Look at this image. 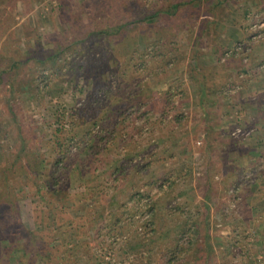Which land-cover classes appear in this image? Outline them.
I'll return each instance as SVG.
<instances>
[{"label": "rangeland", "instance_id": "374dc122", "mask_svg": "<svg viewBox=\"0 0 264 264\" xmlns=\"http://www.w3.org/2000/svg\"><path fill=\"white\" fill-rule=\"evenodd\" d=\"M5 2L8 9L2 10L1 20L14 19L8 29L0 23V67L21 62L17 77L23 89L12 100L24 124L25 147L9 114L7 98L16 96L15 90L1 85L0 166L17 163L11 182L19 219L27 231L41 234L36 244L41 258L30 250L29 264H264V37L253 39L264 23V0ZM174 2L182 7L173 15ZM100 9H105L106 20ZM81 10L111 25L158 15L130 34L138 42L135 51L131 48L127 55L130 43L123 44L127 31L122 32L110 39L104 55H96L89 70L78 73L70 71L69 58H50L73 44L78 58L92 50L94 43L84 30L100 25L84 22ZM259 30L264 36V27ZM244 45L249 56L242 62ZM231 50L234 57L223 60ZM225 61L230 82L202 103L189 72L199 73L201 65L219 68ZM216 74L218 82L225 79L222 70ZM107 78L113 97L144 83L152 87L153 100L145 103L149 115L141 107L134 122L125 124L124 134L108 142V152L90 159V150H77L74 144L98 122L92 118L98 108L89 102L92 96L102 98L98 92H106V85L98 92L95 88ZM32 83L40 90L37 95L29 90ZM185 89L188 98L180 92ZM167 90L176 94L174 113L165 110L161 94ZM78 110L91 114L84 125L71 120ZM62 127L63 133L56 131ZM238 128L245 135L234 136ZM62 138H68L71 154L77 155L63 171L61 190L68 193V203L63 205L61 198L58 205L66 208L54 228L50 224L41 233L34 203L43 200L37 190H50V185L59 189L52 172L61 178L54 168L59 151L54 152ZM86 159L90 165L81 167ZM87 187L91 197L79 200ZM48 213L45 220L53 222L54 211ZM3 215L0 209V250L8 264H23L24 251L17 246L28 238L15 233L19 227L2 231ZM56 222L65 227L69 245L52 239Z\"/></svg>", "mask_w": 264, "mask_h": 264}, {"label": "trees", "instance_id": "16d2710c", "mask_svg": "<svg viewBox=\"0 0 264 264\" xmlns=\"http://www.w3.org/2000/svg\"><path fill=\"white\" fill-rule=\"evenodd\" d=\"M19 0H13V2L15 4H17ZM84 2V0H82ZM172 8L174 9L173 11V15L176 13L175 11L178 9H180V7H182L181 3H177L174 2L171 4ZM3 7V8H2ZM8 6L5 2V0H0V23L1 26H3L4 29H8L10 28L8 26V22L11 21V19H14V17H8L6 18V22L3 23V20H1V13L4 10H7ZM127 9L131 10V7H127ZM3 10V11H2ZM105 10V9H103ZM102 9H100L99 11H102V15L100 16V13H95V15H99L100 18H104L106 20V12L103 11ZM160 10V9H159ZM168 10L163 11V13H167ZM81 15L82 18L85 17L84 22H87L88 20H91L94 23H98L100 25V28L98 30H92L89 31V29H85L84 32L88 35L87 39H90V41H92L94 43V45L92 46V50L88 53L83 55L84 59L82 58H78V56L81 55H77V53L75 52L76 50V46L70 45L68 48H65L66 50H61V51H56L54 52V54H52L50 59H54V60H58V61H62V59L64 58V60L62 62H66V58H69V64H70V71H75V72H81V70H83L86 68L89 70L90 69V65H92L93 61H95L96 55H104L103 53H106L107 48L111 47L112 42L110 41V39H112L113 37H121V33L122 32H126L125 35V39L123 40V44L124 43H130V45H126V50L127 55L129 54V51L131 50V48L134 49V51L136 50V45H138V42L135 38H133L130 34H134L137 30V28L140 25V22H146L148 20H151L153 18H156L158 15V11L154 12L153 14L150 15H145L143 18H133V19H128L126 22H119L116 25H111L110 22H103V24H101V20L93 18L91 16H89L87 14V12L85 10H81ZM88 19V20H86ZM83 21V20H82ZM78 36V34H77ZM125 41V42H124ZM75 43L77 42V40L74 41ZM244 50L242 52V56L239 58L241 59L242 62H244V57H248L249 54L246 53L247 50L246 48H248L247 45H244ZM148 47V46H146ZM112 49V48H110ZM69 50L70 51V55L64 56L65 52ZM95 52V53H94ZM154 54V53H153ZM234 57V56H232ZM101 58V56H100ZM222 58V57H221ZM237 58H232L233 60H236ZM38 64H41L39 62V60H36ZM228 61V60H227ZM225 61L223 64H221V66L218 68V66H211V67H205L203 65L200 66V72L198 73L197 71H194V69H192L189 72V76L190 78L193 80V82L197 85L198 89H199V97H200V101L202 103L209 101V99L212 96H217L219 94V92L221 93L223 87L225 85H227V83L230 82V75L226 73V67L228 62ZM44 63V62H43ZM20 64L21 62H14L10 65H4L0 67V86H9L11 88H13L16 92L22 93V89L23 86L19 85V80H18V71L20 69ZM60 66L57 67L56 69L58 71H61V67H63V65L58 64ZM216 67V68H215ZM223 71L225 74H223V77H225L224 80H221L220 82H218V79H216L217 76V72L218 71ZM85 72V71H84ZM90 72V71H89ZM88 72V73H89ZM202 74L199 75L198 74ZM209 73V74H208ZM221 73V72H220ZM68 74V72H67ZM70 74V73H69ZM85 74H87V72H85ZM222 74H220L221 77ZM212 76L211 80L209 81V78ZM214 76V78H213ZM227 76L229 77L227 79ZM107 77V76H106ZM107 80L106 84L105 81ZM96 88L97 89H103L105 90V87H103V85H106V92L102 93V92H98V90L96 92H98V94H100L102 96V98H96L94 96L90 97L92 98L91 101L89 102V104H94L96 105V108H98L99 112H94V114H92V118L93 119H97L98 122L94 123V125L98 126V129L93 131L91 128L94 126H92L91 128H88L87 132L84 134L82 133V135L78 136V140L79 143H76L74 145H76L77 150L81 149L82 151L84 149H88L90 150V159L91 158H95L97 159L98 156H100L103 152L105 153L107 150V145L108 142L110 140H113L116 138V136L119 134L120 136L124 134V130L126 128L125 124L128 123H133L134 122V118H136L139 113H141V107L146 106V102L153 100L152 98V87L150 85H145L143 83V85L139 84V86L137 85L136 87L134 86L133 88L129 89V92L121 95V94H117V96L113 97L112 94V88H113V84L111 82L110 79H103L100 82V86H98L99 84H96ZM146 87V88H145ZM25 88V87H24ZM129 87H127L128 89ZM38 89V91H37ZM29 90L32 94L37 95V93H39V88L36 85L29 84ZM114 91V90H113ZM133 91H136L135 94L138 92L136 95H133L132 93H134ZM24 92H28V91H24ZM183 94H185L188 98V94L186 89L180 91ZM10 93H13V90L10 89ZM14 94V93H13ZM107 94L109 95L108 102L106 101V96ZM16 96H12L10 95L9 98H7L8 100V105H10V110H9V114L13 115V122L16 123V125H18V132H19V136H20V140L22 142V147H25V138L22 135V132L24 130V128H22L24 126V124H22V121L20 120V118L17 116L18 114L15 111V105H16V100L18 98L19 95H17V93L15 94ZM165 99V110L171 111L174 113V109H178V107L176 106L175 103V97L176 94L171 90H167L162 92L161 94ZM12 98H16V100H12ZM107 99V100H108ZM259 102H261V97L259 99ZM146 103V104H145ZM109 104V105H106ZM106 105V106H105ZM105 106V108H104ZM146 114L149 115L150 113V107L146 106L145 109H147ZM79 111V110H78ZM88 115V116H87ZM90 113L87 114V112H83V111H79L78 114H76V116H72L71 120L73 121L74 124H76V126H79V124L84 125L88 122V118L90 117ZM99 117V118H98ZM61 120V118H60ZM76 122V123H75ZM3 123L0 121V134L4 132V125H2ZM56 131H59L61 133H63L64 128L62 127L61 129H56ZM73 138H76L75 136L72 137V141H74ZM70 140V141H71ZM76 140V139H75ZM71 146L70 143L68 142V138H62L59 139L57 144H56V151L54 153H58L59 151V156H57L55 162V169L56 172L57 170L60 172L61 178H59L58 176H56V173L53 171L52 172V178L56 179L55 181V185L59 186V189L57 190H52L51 189V185L50 190H37L38 196L40 198H42L43 200L41 202H35L34 203V207H35V211L39 210L37 213L40 215H37V220L39 221V223L41 224V233L44 231L43 227L49 226L51 224V227L53 226L54 228V222L55 220H57V217L59 216L60 213H62V209L66 208V206L63 207H59V202L60 200H62L61 198L65 199V204L66 205L68 203L67 197L68 193L64 190H61L62 187H64L66 184L65 183V179H64V173L63 171H65L67 173L68 168H70V165L72 164L73 160L77 157L76 154L72 155L71 154ZM24 150V149H23ZM22 150V151H23ZM90 159H86L85 161H83V165L81 167H85L86 168V164L90 165ZM16 165L17 163L14 162H6L5 165L0 166L2 168H0V172H1V190L0 191V209H4V219H5V224L2 223V225H6V228L3 229L1 227L2 231L7 232L6 230L11 227L12 229L14 227L24 230L21 231L20 233L15 231V233L20 234V238L22 237H26L28 238L27 242H23V243H19L17 248L24 251V254L22 256L23 260L22 263L23 264H29V260L28 258L31 259L30 257V250L33 251V253L35 254V256L40 259L41 258V253L39 248H37L36 244L38 242V237L41 235H35L32 232L27 231L26 227H24L23 224H21V221L19 219V213H18V206L14 201V196H16V187L15 190L12 187V182H11V175H13L14 173H16ZM62 165V166H61ZM61 166V168H59ZM26 167H22L21 171H23L24 173H27V171H25ZM16 169V170H15ZM84 172V170L82 169V173ZM83 175V174H82ZM49 182V181H48ZM64 185V186H63ZM93 189V187H90ZM95 189V187H94ZM91 190H89V187L86 188L85 192L80 195V199L79 200H85L87 201L91 196L90 194ZM58 199V200H56ZM54 211V220L53 222L48 223L45 219H47L49 217V213L50 210ZM58 223L56 222V225ZM65 229L64 226L58 224L55 229H53V233H54V237L52 238L54 240V242H58L60 240H63L65 242V244L69 245V240L66 237V234L63 233V230ZM14 230V229H13ZM27 231V232H26ZM4 233V232H3ZM24 233V234H23ZM26 233V235H25ZM2 235V234H1ZM206 239L208 242L209 239V234L206 233ZM4 253L1 252L0 250V264H8L6 262V259L3 256Z\"/></svg>", "mask_w": 264, "mask_h": 264}, {"label": "built area", "instance_id": "2783aa9c", "mask_svg": "<svg viewBox=\"0 0 264 264\" xmlns=\"http://www.w3.org/2000/svg\"><path fill=\"white\" fill-rule=\"evenodd\" d=\"M256 25H257V24H256ZM261 25H262V27H260L259 29H262V28L264 27V23H262ZM255 27H257V26H255ZM259 29L257 28V29L255 30V32H254V34L256 33L255 36H253V39H255V40H262L263 37H264V36H263V32H262L261 30H259ZM261 32H262V33H261ZM240 49H241V47H240V48H237V51H239ZM235 53H236V52H234L233 50L226 52V53L224 54L223 60H226V59H228V58L234 56ZM231 90H232V88H231V86H229V88L226 90V92H227V93H230ZM241 135H245V130L242 129V128H238V129L234 132V136L238 137V136H241Z\"/></svg>", "mask_w": 264, "mask_h": 264}]
</instances>
